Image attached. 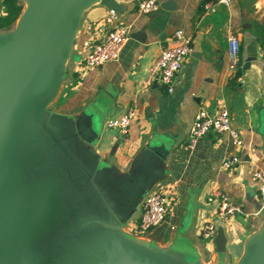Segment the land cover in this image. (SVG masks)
<instances>
[{
	"label": "crops",
	"instance_id": "1",
	"mask_svg": "<svg viewBox=\"0 0 264 264\" xmlns=\"http://www.w3.org/2000/svg\"><path fill=\"white\" fill-rule=\"evenodd\" d=\"M114 1L120 10L115 12L112 26L105 25L109 9L101 5L82 15L66 79L51 109L70 117L86 113L98 120L100 135L93 148L101 159L122 171L149 141L165 139L169 144L166 176L156 188L169 196L167 218L137 236L138 207L125 232L198 257L205 264H234L245 239L264 218V210L255 214L260 202L251 177L255 165L264 169V140L259 132L264 120V0H231L228 6L207 3L213 5L210 10L203 0H160V8L150 14L138 12L143 0ZM0 15H4L1 7ZM114 26L130 30L119 58L86 67L84 58L90 47ZM178 30L190 39L191 53L174 79L172 92L155 81L144 84L161 51L178 45L173 38ZM231 34L240 42L233 68L227 43ZM129 108L134 109L135 117L125 139L104 129V120L117 118ZM223 108L229 111L231 127L240 133L244 149L236 150L227 133L211 132L191 150L187 138L197 111L213 115ZM233 154L240 163L228 171L220 169L222 161ZM215 191L225 193L244 209L230 225H223V254H210L200 237L201 226L216 210L217 204L207 201Z\"/></svg>",
	"mask_w": 264,
	"mask_h": 264
},
{
	"label": "water",
	"instance_id": "2",
	"mask_svg": "<svg viewBox=\"0 0 264 264\" xmlns=\"http://www.w3.org/2000/svg\"><path fill=\"white\" fill-rule=\"evenodd\" d=\"M22 3L14 27L0 31V264H205L124 230L165 179L166 140L149 141L122 171L93 148L97 119L51 109L82 15L95 5L120 6ZM259 132L264 140V120ZM213 244L216 253L226 251L223 228ZM234 264H264V218Z\"/></svg>",
	"mask_w": 264,
	"mask_h": 264
},
{
	"label": "built area",
	"instance_id": "3",
	"mask_svg": "<svg viewBox=\"0 0 264 264\" xmlns=\"http://www.w3.org/2000/svg\"><path fill=\"white\" fill-rule=\"evenodd\" d=\"M231 0H218L216 4L228 6ZM212 4L205 5L206 10H210ZM160 8V0H143L138 3L137 9L141 14H150ZM116 18V13L109 10L104 19L107 26H112ZM130 30L127 26H114L104 36L99 43L92 45L84 58L86 67H99L106 63L116 61L124 43L129 39ZM173 38L178 41V45L161 51L159 57L154 61L148 71L147 79L144 84H150L152 81L163 85L168 92H172L173 83L176 75L181 70L185 60L191 53L190 39L186 37L182 30L175 31ZM228 57L230 65L233 68L237 62L240 52V42L236 35L231 34L228 39ZM135 112L129 108L117 118H109L104 122V128L113 130L118 137L125 139L129 128L134 120ZM216 134L227 133L231 144L236 150H243L245 145L240 133L231 127V117L227 109H220L216 114L210 115L205 110H199L194 115L192 125L189 129L187 138L188 147L193 150L198 141L209 133ZM240 158L233 154L226 157L220 164V169L228 171L240 163ZM251 177L256 183V190L260 202L259 214L264 210V169L254 166L251 171ZM210 203H216V210L212 219L203 223L200 228V237L207 245V251L212 254L214 249L213 241L218 229L223 225H230L234 218L244 214L241 205L233 203L229 197L221 192H213L207 199ZM170 199L166 191L162 188H154L143 199L140 205V217L137 222V236H143L150 230L162 224L169 212Z\"/></svg>",
	"mask_w": 264,
	"mask_h": 264
},
{
	"label": "trees",
	"instance_id": "4",
	"mask_svg": "<svg viewBox=\"0 0 264 264\" xmlns=\"http://www.w3.org/2000/svg\"><path fill=\"white\" fill-rule=\"evenodd\" d=\"M217 1L218 0H203V5L207 3H216ZM0 7L4 10V15H0V31H8L13 27L23 10L22 0H2Z\"/></svg>",
	"mask_w": 264,
	"mask_h": 264
},
{
	"label": "rangeland",
	"instance_id": "5",
	"mask_svg": "<svg viewBox=\"0 0 264 264\" xmlns=\"http://www.w3.org/2000/svg\"><path fill=\"white\" fill-rule=\"evenodd\" d=\"M22 7H23V3H22ZM13 27H14V25H13ZM13 27H12V28H13ZM12 28H11V29H12ZM87 113H88V112H87ZM90 115H92V113H90ZM108 119H109V118H107L106 120H108ZM106 120L103 121V127H104V122H105ZM104 129H105V128H104ZM106 130H107V129H106ZM139 207H140V206H139ZM137 209H138V208H137ZM212 253H215V251L212 250Z\"/></svg>",
	"mask_w": 264,
	"mask_h": 264
}]
</instances>
